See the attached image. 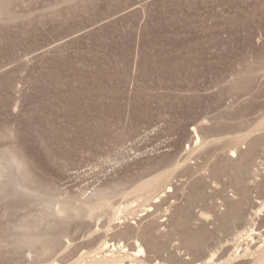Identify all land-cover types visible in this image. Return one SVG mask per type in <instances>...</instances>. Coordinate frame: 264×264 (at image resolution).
Masks as SVG:
<instances>
[{"label": "rangeland", "instance_id": "obj_1", "mask_svg": "<svg viewBox=\"0 0 264 264\" xmlns=\"http://www.w3.org/2000/svg\"><path fill=\"white\" fill-rule=\"evenodd\" d=\"M0 264H264V0H0Z\"/></svg>", "mask_w": 264, "mask_h": 264}, {"label": "bare ground", "instance_id": "obj_2", "mask_svg": "<svg viewBox=\"0 0 264 264\" xmlns=\"http://www.w3.org/2000/svg\"><path fill=\"white\" fill-rule=\"evenodd\" d=\"M142 251H143V249H142V248H140V249H139V252H142Z\"/></svg>", "mask_w": 264, "mask_h": 264}]
</instances>
